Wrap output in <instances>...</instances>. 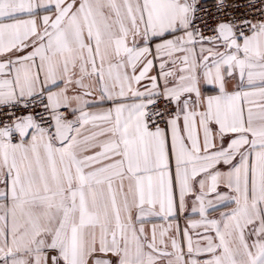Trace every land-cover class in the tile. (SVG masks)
Listing matches in <instances>:
<instances>
[{
	"label": "snow or ice",
	"instance_id": "6c2138e0",
	"mask_svg": "<svg viewBox=\"0 0 264 264\" xmlns=\"http://www.w3.org/2000/svg\"><path fill=\"white\" fill-rule=\"evenodd\" d=\"M0 264H264V0H0Z\"/></svg>",
	"mask_w": 264,
	"mask_h": 264
}]
</instances>
